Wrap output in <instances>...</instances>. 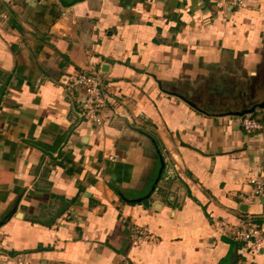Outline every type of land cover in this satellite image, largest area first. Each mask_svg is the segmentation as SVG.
Here are the masks:
<instances>
[{
  "label": "crops",
  "instance_id": "obj_1",
  "mask_svg": "<svg viewBox=\"0 0 264 264\" xmlns=\"http://www.w3.org/2000/svg\"><path fill=\"white\" fill-rule=\"evenodd\" d=\"M90 60L111 94L100 126L61 83ZM228 78L264 101V0H0V264H264V243L240 256L218 225L264 229V194L242 198L264 127L231 114Z\"/></svg>",
  "mask_w": 264,
  "mask_h": 264
},
{
  "label": "built area",
  "instance_id": "obj_2",
  "mask_svg": "<svg viewBox=\"0 0 264 264\" xmlns=\"http://www.w3.org/2000/svg\"><path fill=\"white\" fill-rule=\"evenodd\" d=\"M232 8L239 9L244 5V0H224ZM64 86H76L83 90L82 105L84 116L88 122L94 126L105 124L107 120V110L111 102V94L105 82L104 72L92 60L90 64L75 73H68L61 77ZM241 125L246 132H254L264 127L257 118L251 114L241 117ZM253 189L243 196L246 204H253L255 200L264 194V176L252 178ZM222 232L229 231L233 239L241 243L237 253L242 256L249 252L258 253L264 243V229L261 224L251 215H242L238 225H229L226 222L219 223ZM133 243L138 244L143 241L155 240L154 235L145 227L131 224L129 227ZM19 263H23L24 256H18ZM117 264H130L127 259H122Z\"/></svg>",
  "mask_w": 264,
  "mask_h": 264
},
{
  "label": "rangeland",
  "instance_id": "obj_3",
  "mask_svg": "<svg viewBox=\"0 0 264 264\" xmlns=\"http://www.w3.org/2000/svg\"><path fill=\"white\" fill-rule=\"evenodd\" d=\"M229 81H231V80H229V78L228 79H226L225 80V84H223V88H224V90L226 91V93L228 94H230L229 95V98L231 99V100H229L227 103H229L228 105L229 106H233V107H235L237 110H241V109H243L244 107H248V106H246V105H249V104H251V102L249 101V100H245V98H247V97H245V95H241V93H239V90H240V88L237 86V89H236V92H235V94H233V93H231V92H229V90H227V83L229 84ZM233 82H235V81H233ZM233 82H232V84H231V86L233 87ZM231 83V82H230ZM182 88L183 89H187V87L186 86H182ZM243 87H241V89H242ZM185 91H187V90H185ZM242 92V91H241Z\"/></svg>",
  "mask_w": 264,
  "mask_h": 264
},
{
  "label": "water",
  "instance_id": "obj_4",
  "mask_svg": "<svg viewBox=\"0 0 264 264\" xmlns=\"http://www.w3.org/2000/svg\"><path fill=\"white\" fill-rule=\"evenodd\" d=\"M102 71L105 72V70H103V69H102ZM193 105L196 106L195 104H193ZM256 107H264V101L261 102V103H257L256 105L248 107V108L244 107L241 110L233 111V112H231V114H234V115H237L239 117H242L244 115L252 113L255 110ZM165 167H166V162H165L163 156L161 155V170L159 171V174H158V176H157V178L155 180V183L152 186V190L155 189L158 181L160 180V178L162 176V172L164 171ZM237 257H238V255H237Z\"/></svg>",
  "mask_w": 264,
  "mask_h": 264
},
{
  "label": "trees",
  "instance_id": "obj_5",
  "mask_svg": "<svg viewBox=\"0 0 264 264\" xmlns=\"http://www.w3.org/2000/svg\"><path fill=\"white\" fill-rule=\"evenodd\" d=\"M62 1H64L67 4H70V3L74 2L75 0H62Z\"/></svg>",
  "mask_w": 264,
  "mask_h": 264
}]
</instances>
